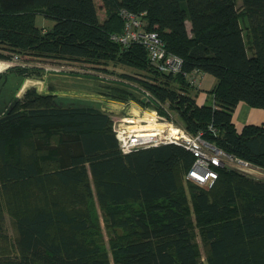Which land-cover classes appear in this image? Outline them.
I'll return each mask as SVG.
<instances>
[{"label": "trees", "instance_id": "16d2710c", "mask_svg": "<svg viewBox=\"0 0 264 264\" xmlns=\"http://www.w3.org/2000/svg\"><path fill=\"white\" fill-rule=\"evenodd\" d=\"M122 9L143 14L145 30L182 59L180 72H160L141 44L110 38L122 31ZM37 15L53 25L36 26ZM12 54L114 75L87 76L101 81L103 106L154 108L264 170V122L237 130L232 120L239 102L264 109V0H0V60ZM39 71L11 66L0 79ZM192 71L215 79L207 103L196 102ZM72 102L27 88L0 106V264H109L91 200L112 235L115 264H264V180L222 167L210 187L185 180L186 191L189 151L168 143L123 154L113 106Z\"/></svg>", "mask_w": 264, "mask_h": 264}, {"label": "built area", "instance_id": "2783aa9c", "mask_svg": "<svg viewBox=\"0 0 264 264\" xmlns=\"http://www.w3.org/2000/svg\"><path fill=\"white\" fill-rule=\"evenodd\" d=\"M119 16L123 21V28L119 34H112L110 38L123 46L131 43L141 44L146 50L147 57L151 64L164 73L176 74L182 69V59L175 54L165 50L163 42L156 32L147 31L144 28L143 14L122 9ZM16 57L11 62L5 63V67L13 65ZM54 69L53 71H59ZM201 75L192 71L189 82L193 86L200 85ZM104 79H115L104 77ZM144 101H150L151 95L145 90L139 92ZM128 104L138 105L133 102ZM139 113L133 114L130 110L125 115L118 116L119 110L112 107L110 118L112 130L118 142L119 150L123 154L133 150L173 143L182 146L189 151L193 157L192 164L184 176V179L192 183L210 187L217 179V168L228 167L235 169L249 176L258 174L260 167L239 157L231 156L218 148L216 145L206 141L202 132L196 134L188 133L181 126L174 124L158 114L154 108L141 107ZM150 115V120H146ZM209 129L214 132L210 126Z\"/></svg>", "mask_w": 264, "mask_h": 264}, {"label": "rangeland", "instance_id": "374dc122", "mask_svg": "<svg viewBox=\"0 0 264 264\" xmlns=\"http://www.w3.org/2000/svg\"><path fill=\"white\" fill-rule=\"evenodd\" d=\"M100 18L104 16L103 12H99ZM242 27H244L245 21H240ZM35 25L38 27L50 28L53 25V21L50 19H46L41 15H37L35 18ZM14 57H16V61H14L13 65L5 67V63L11 62ZM10 60H0V64L4 66V69L0 70L1 72H5L11 66H19L22 68H32L40 70V75L36 74L35 76L30 77H20L9 73L6 77L0 79V106L2 104L7 103V99L19 98L23 96L24 92L27 88H34L38 93L45 94V93H53L56 96L64 97V99H68L69 102L73 101L72 103L79 104L89 103L93 105H99V107L107 108V105L102 104V98L98 92L101 90V81L89 78L87 76H99L100 78L103 76L108 78H114V75L107 74L104 71L88 69L83 67L81 64H67L65 62H54L50 59L44 58H30L26 55H23L22 59L16 54L11 55ZM59 71H53L54 69H59ZM109 70H113L117 73H131L134 74L135 72L127 67L123 66H112L109 65ZM34 80L36 82H40V84H33L25 87L22 92L20 93V88H22V83L25 80ZM5 96V100L4 97ZM130 104L122 105L121 107H114V109L119 110L118 116L125 115L130 109ZM111 108V107H110ZM173 118L178 122L177 117L174 115ZM178 125L177 123H174ZM251 177L264 180V170L262 168L258 169V174L256 176L251 175ZM181 181V180H180ZM183 183L184 189L186 190L187 184H185V179L181 181ZM187 191V190H186ZM188 196V194H187ZM90 212L93 221L95 222V231L98 234V243L101 244L102 249L107 254L109 264H115L112 258L111 251L109 250V240L112 237L110 234V230L107 228L105 218L103 213L101 212L100 208L97 206L94 200L90 201ZM3 228L6 234L9 236V239H13L15 235L14 229L11 225V218L5 214L4 215V222ZM195 240L199 245V250H201L202 260H204V253L205 250L200 245V238L196 235ZM4 245V252L8 251V240L6 239L5 242L1 243ZM205 264V262H204Z\"/></svg>", "mask_w": 264, "mask_h": 264}, {"label": "crops", "instance_id": "0c3cea01", "mask_svg": "<svg viewBox=\"0 0 264 264\" xmlns=\"http://www.w3.org/2000/svg\"><path fill=\"white\" fill-rule=\"evenodd\" d=\"M215 79L207 74L202 75L200 81V91L195 99L198 104L207 103V95L205 91L210 90L214 85ZM211 100V99H210ZM131 107L130 111L137 114L140 111L138 105ZM233 123L237 130H240L246 124H262L264 122V109L250 107L244 102H239L233 111Z\"/></svg>", "mask_w": 264, "mask_h": 264}, {"label": "bare ground", "instance_id": "6f19581e", "mask_svg": "<svg viewBox=\"0 0 264 264\" xmlns=\"http://www.w3.org/2000/svg\"><path fill=\"white\" fill-rule=\"evenodd\" d=\"M2 69H4V66H2V64H0V70H2ZM23 85H22V88H20V93L22 92V90L25 88V87H27V86H29V85H33V84H40V82H36V81H34V80H30V79H28V80H25L24 81V83H22ZM107 106H113V107H116V106H118V107H121V104H118V103H116V106H115V104L114 105H107ZM146 120H150V115H147V118H146ZM235 170V169H234Z\"/></svg>", "mask_w": 264, "mask_h": 264}]
</instances>
